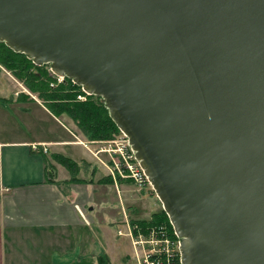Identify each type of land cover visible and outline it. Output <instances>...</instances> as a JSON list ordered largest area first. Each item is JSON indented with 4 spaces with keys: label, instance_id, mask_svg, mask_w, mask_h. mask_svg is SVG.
Masks as SVG:
<instances>
[{
    "label": "water",
    "instance_id": "95a60500",
    "mask_svg": "<svg viewBox=\"0 0 264 264\" xmlns=\"http://www.w3.org/2000/svg\"><path fill=\"white\" fill-rule=\"evenodd\" d=\"M0 43L104 101L182 264H264V0H0Z\"/></svg>",
    "mask_w": 264,
    "mask_h": 264
},
{
    "label": "crops",
    "instance_id": "0c3cea01",
    "mask_svg": "<svg viewBox=\"0 0 264 264\" xmlns=\"http://www.w3.org/2000/svg\"><path fill=\"white\" fill-rule=\"evenodd\" d=\"M34 100V110L17 107L38 117L32 126L42 131L31 141L19 139L14 129L20 119L10 108L17 99L0 105V132L6 134L0 137V264H77L104 254L113 264V258L131 264L130 243L98 225L87 190L70 184L67 169L54 160L64 156L77 161V156L87 154L76 148L79 143L61 118ZM80 192L87 196L79 197ZM122 255L129 259L124 261Z\"/></svg>",
    "mask_w": 264,
    "mask_h": 264
},
{
    "label": "rangeland",
    "instance_id": "374dc122",
    "mask_svg": "<svg viewBox=\"0 0 264 264\" xmlns=\"http://www.w3.org/2000/svg\"><path fill=\"white\" fill-rule=\"evenodd\" d=\"M0 68V97L8 99L14 98L16 100L18 99L19 94L23 92L24 94L32 96L33 99H36V102L43 103L42 100L38 98V95H33V93H31L25 86L24 82L18 79L13 72L2 65H0ZM18 103H16L13 108H10L13 114L16 112L19 115L18 117L20 119L19 121L17 120L18 122L14 126V129L19 133V139L31 141L38 137L42 131L39 132L38 129L34 128L38 123V117L35 112L28 115L23 113V111H19V108L17 107L20 106L22 108L34 110L36 108L34 104L36 103H32V101L29 100ZM2 112L6 113V110H3ZM11 118L12 116H9L10 120H12ZM60 120L69 127L75 136H73V140H76L77 143H79V146L76 148H79L87 154L86 156L80 154L76 157L77 161H74L78 167H75V169H77L73 170V174L74 176L76 175L81 182H71L73 175L70 173V170L68 171L66 168L69 172L67 177L70 178V184H74L76 189L85 192L87 190L90 202L95 205L93 206L94 211H92L95 213V218L97 219L99 226L108 230L111 229L112 234L116 235L117 233L116 236H118V232H131V230H133V228L130 227V225L132 226L131 222H134L135 225H137L139 224V221L155 219L157 214L164 211L162 203L158 200L155 192H152L149 187L139 188L131 181L122 178L123 180L120 182L119 178H115L114 175L112 176L110 172L112 168V159L110 155L103 152V150L108 147L106 146L108 142L121 138L122 133L115 135L114 139L111 141L105 140L103 142L90 143L82 134V130L78 129L74 122L68 117H63ZM3 124L5 123L3 122ZM33 124L34 126H32ZM46 132H49V130L47 129ZM2 135L6 134L0 132L1 138H3ZM48 135L49 133H44V136L48 137ZM81 139L83 142L80 141ZM72 150H74V148H72ZM83 157H85V160ZM55 159L56 158H54V160ZM51 160L54 161L53 158L49 161L51 162ZM55 162L60 164L56 160ZM83 186H87L86 189L83 188ZM85 194L80 192L78 196H83L82 198H84L87 196ZM116 218H118L117 221L119 224H116ZM137 227L139 228L138 225ZM118 239L129 242L134 255L132 241L129 238L119 237ZM104 255H106L109 258L110 263L113 264L111 258L107 254ZM127 258L129 259L128 256H121V259L124 261ZM113 261L114 264H121L120 259L117 261L113 258ZM130 262L131 264H136L133 260Z\"/></svg>",
    "mask_w": 264,
    "mask_h": 264
},
{
    "label": "trees",
    "instance_id": "16d2710c",
    "mask_svg": "<svg viewBox=\"0 0 264 264\" xmlns=\"http://www.w3.org/2000/svg\"><path fill=\"white\" fill-rule=\"evenodd\" d=\"M0 65L5 66L18 79L23 81L33 95H38V98L42 100L43 105L52 115L56 118L68 117L73 121L78 129L82 130V134L90 143L103 142L105 140L111 141L115 135L121 133L101 98L86 95L82 87L74 84L71 79L67 78L63 82L58 83L52 76L50 77V65L38 67L26 55L15 53L4 43H0ZM79 97H85L86 100H79ZM28 100L34 101L32 96L22 92L19 94L17 102ZM13 102L14 98H0V105H11ZM55 158L57 162L70 170L73 175L71 182H81L73 174V170L77 166L73 160L64 156ZM117 178H119L120 182L123 180L118 175ZM131 224L133 227L138 225L144 232L154 227H165L168 232H174L173 226L164 211L157 214L155 219L142 220L137 225L134 222H131ZM77 264L111 263L106 255H101L96 259L82 260Z\"/></svg>",
    "mask_w": 264,
    "mask_h": 264
},
{
    "label": "built area",
    "instance_id": "2783aa9c",
    "mask_svg": "<svg viewBox=\"0 0 264 264\" xmlns=\"http://www.w3.org/2000/svg\"><path fill=\"white\" fill-rule=\"evenodd\" d=\"M52 76L61 83L64 78ZM85 100L81 98V100ZM103 150L112 159V176L117 175L133 182L139 188H150V182L144 170L137 161L128 138H121L108 142ZM45 152L47 150L45 149ZM131 232H118V236L129 238L134 247V260L136 264H182L181 240L176 232H168L165 227H154L151 230L142 231L137 226ZM138 231V232H136Z\"/></svg>",
    "mask_w": 264,
    "mask_h": 264
},
{
    "label": "flooded vegetation",
    "instance_id": "af4514ba",
    "mask_svg": "<svg viewBox=\"0 0 264 264\" xmlns=\"http://www.w3.org/2000/svg\"><path fill=\"white\" fill-rule=\"evenodd\" d=\"M54 86V85H53ZM81 98H84V97H79V99L81 100ZM85 99V98H84Z\"/></svg>",
    "mask_w": 264,
    "mask_h": 264
},
{
    "label": "bare ground",
    "instance_id": "6f19581e",
    "mask_svg": "<svg viewBox=\"0 0 264 264\" xmlns=\"http://www.w3.org/2000/svg\"><path fill=\"white\" fill-rule=\"evenodd\" d=\"M86 167V166H85ZM88 168V167H87ZM69 171V170H68ZM46 173V172H45ZM118 182V181H117ZM58 184V183H57ZM66 184V183H65ZM77 184V183H76ZM114 228V227H113Z\"/></svg>",
    "mask_w": 264,
    "mask_h": 264
}]
</instances>
